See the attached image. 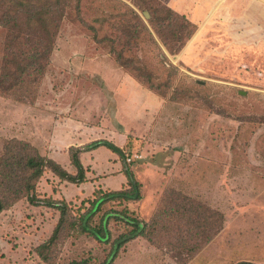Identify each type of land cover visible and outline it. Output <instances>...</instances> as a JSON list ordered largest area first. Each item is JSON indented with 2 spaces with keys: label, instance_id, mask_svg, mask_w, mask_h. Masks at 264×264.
<instances>
[{
  "label": "rangeland",
  "instance_id": "374dc122",
  "mask_svg": "<svg viewBox=\"0 0 264 264\" xmlns=\"http://www.w3.org/2000/svg\"><path fill=\"white\" fill-rule=\"evenodd\" d=\"M255 1L241 0L237 14L233 0H221L202 17L205 8L195 9L197 28L175 54L150 22V0L67 1L39 85L27 80L14 91L0 89V198L7 204L0 211V264H102L113 240L129 232L123 220L111 218L108 243L67 226L50 248H41L60 216L46 201H70L71 220L91 206L92 199L82 200L93 198L97 187L80 189L49 171L36 191L27 189L24 172L5 180L3 161L20 152L6 153L14 139L46 156L61 155L65 164L71 145L107 140L122 150L101 146L131 168L142 197L107 203L98 217L127 206L147 229L123 245L112 264H264V0ZM127 29L140 39L123 58L151 70L153 84L168 85L165 97L120 65ZM6 38L0 27V74ZM107 151L98 155L105 170L112 163ZM128 155L138 157L128 162Z\"/></svg>",
  "mask_w": 264,
  "mask_h": 264
},
{
  "label": "trees",
  "instance_id": "16d2710c",
  "mask_svg": "<svg viewBox=\"0 0 264 264\" xmlns=\"http://www.w3.org/2000/svg\"><path fill=\"white\" fill-rule=\"evenodd\" d=\"M67 1L68 0H0V27L7 30L5 44L7 53L4 55L5 64L0 74V89L9 91L15 86L23 85L27 80L35 85H39L42 80L41 78H43L50 64L61 22L65 17L64 14L66 12L65 7ZM150 1L151 5H148L147 8L149 11L153 12L150 20L151 24L155 23L159 25V33L161 34L162 42L169 53L175 54L180 52L186 42L194 34L197 26L185 15L176 12L173 8L161 1L159 3H155V1L152 0ZM129 9L134 13V17H140L136 11L131 8ZM130 25L131 22L127 24V27L129 28ZM138 26V29L145 28L143 22ZM135 30L127 29V31H125L127 32V39L124 42V47L118 52L117 59L123 60V62L119 61V63L126 69L138 71L136 74L138 79L144 80L145 78L146 81H149V88L151 90L165 97L168 85L153 84V72L151 70L136 66L134 58L125 59L122 56L125 50L132 49L139 41L140 36L137 35L138 31L136 32ZM19 99H21V97ZM12 143L15 146L12 147V151L9 150V152L6 153L14 154L15 152H20H18V155H13L10 159H5L3 161L5 165L8 166L7 169L9 171L5 172L4 178L11 182L21 177L24 172L27 175L24 177L27 189L30 188L32 190L35 188V191L39 179H41L43 174L47 171L54 175L56 179L59 178L60 181L74 184H81L87 181V168L81 161V155L84 151H90L104 145L120 155L123 154L120 148L107 140H96L85 146L71 145L68 149V156L75 171H69L55 159L46 156V154L37 152L35 147L29 142L21 139H14L9 141V144ZM17 156L19 157L18 160L14 161V157ZM17 162L19 168H17ZM123 172L127 178L126 184L121 189L117 190L110 189L102 191V188H96L93 198L87 197L82 200L87 202V200L92 199V201L90 200L91 206L87 208L86 211L81 212L78 218L72 216L73 219L71 218V220H69L71 214L67 202L70 201L66 199L56 200V198L47 200L46 204L58 209L60 216L51 237L40 247L44 249L50 248L67 226H70L79 234H87L93 237L99 243H108L112 238L109 221L111 218H114L120 222L124 221L126 224L125 226L129 227V232L113 240L112 248L105 261L102 263L112 264L123 245L131 239L143 236L147 229V223L140 220L135 214H132L133 212L130 213L126 205L123 212L109 210L98 217L107 203H126L141 199V184L136 179L131 168L128 167L124 161ZM6 207L7 204L0 198V211L4 210ZM126 211L127 214L124 213ZM172 214L175 215L174 212ZM158 222L159 220L154 222L153 231H157ZM41 256H43L42 252ZM74 264L87 263L86 261H76ZM237 264L257 263L240 261Z\"/></svg>",
  "mask_w": 264,
  "mask_h": 264
},
{
  "label": "crops",
  "instance_id": "0c3cea01",
  "mask_svg": "<svg viewBox=\"0 0 264 264\" xmlns=\"http://www.w3.org/2000/svg\"><path fill=\"white\" fill-rule=\"evenodd\" d=\"M227 2L229 0H226ZM241 0H233L232 2V7L235 9V12L237 14V12H241V5L242 3L240 2ZM218 2V3H217ZM219 2H221V0H169V5L170 7L182 14L188 17V19H190L191 21H194L193 18L191 17L194 13H195V9L198 10L199 13V9L203 10V8L205 9L203 10V13L201 14L202 16H205L206 14L212 12L213 10H215V6L217 7V4H219ZM251 4H254V6H256V1L254 2V0H250ZM227 4V3H226ZM225 4V5H226ZM224 5V6H225ZM229 6V7H231ZM221 7V3L218 5L217 8ZM192 9V13L190 14V12ZM219 10V9H218ZM217 11V9H216ZM216 11H214L216 13ZM195 23V21H194ZM80 146V145H78ZM70 147V146H69ZM104 149L105 151H107L106 148L104 147H98L96 149H92L90 151H84L81 155V161L83 163V165L87 168V180L90 179L91 177H93V182L92 181H85L83 183H81V188L82 189L84 186L90 184L92 186H95L97 188H101V186L99 187V185L103 184L104 188H111L114 190L120 189L122 187V185H125L127 182V178L125 177V174L123 172V164L121 163L120 160L115 159V157L113 155L114 152H109L107 151V153H109L110 155H107V157H105V159L107 160V162H112L111 168L108 169L106 168V170L104 169L103 164V159L99 158V153L100 150ZM49 157L55 159L56 161H58L59 163H61L65 168H67L69 171H71V163L70 164H65L62 162L61 159V155L58 156H53L50 155ZM85 157L88 159L85 163L84 159ZM70 160V159H69ZM114 173V174H113ZM119 179L121 178V182L116 183V182H112L110 180L112 179ZM60 181V180H59ZM74 184V183H71ZM106 185V186H105ZM119 187V188H118ZM95 190V189H94Z\"/></svg>",
  "mask_w": 264,
  "mask_h": 264
},
{
  "label": "built area",
  "instance_id": "2783aa9c",
  "mask_svg": "<svg viewBox=\"0 0 264 264\" xmlns=\"http://www.w3.org/2000/svg\"><path fill=\"white\" fill-rule=\"evenodd\" d=\"M134 157H138V155H134ZM133 156L128 155L127 161L130 162L132 159H134Z\"/></svg>",
  "mask_w": 264,
  "mask_h": 264
}]
</instances>
